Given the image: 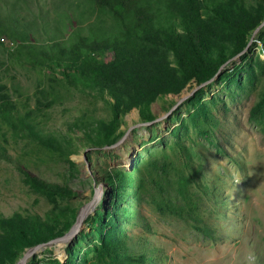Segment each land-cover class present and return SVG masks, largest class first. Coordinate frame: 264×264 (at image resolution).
<instances>
[{
  "label": "rangeland",
  "instance_id": "374dc122",
  "mask_svg": "<svg viewBox=\"0 0 264 264\" xmlns=\"http://www.w3.org/2000/svg\"><path fill=\"white\" fill-rule=\"evenodd\" d=\"M50 1L38 3L48 8ZM207 29L228 47L239 39L216 24ZM224 64L229 70L237 67L231 80L220 79L223 68L209 87L194 91L192 100L185 101L191 89L176 98H157L150 122H141L132 110L115 130L124 134L99 145L88 144L84 134L98 120L110 119L104 102L64 81L53 82L0 46V94L7 91L23 112L35 106L37 88L48 92L41 102L50 103L34 110L32 120L43 133L63 137L64 148L59 153L14 138L0 118V154L6 155L0 156V217L45 222L54 229L43 234L53 239L66 233L80 208L97 195L80 231L67 242L37 250L36 263L125 264V257L137 261L144 254V264H264V19L253 39ZM91 73L100 77L98 70ZM73 123H79L75 130ZM100 131L99 136L109 132ZM179 143L191 151L190 164ZM163 155L159 174L153 165ZM180 169L193 174L194 182L175 198ZM113 170L116 183L106 175ZM25 172L76 194L51 199L26 182ZM166 191L178 207L171 212L158 200ZM95 212L113 225L109 234L100 236V226L86 222ZM108 242L116 254L103 250ZM33 245L20 250L17 260ZM0 264H8V249L0 252Z\"/></svg>",
  "mask_w": 264,
  "mask_h": 264
},
{
  "label": "trees",
  "instance_id": "16d2710c",
  "mask_svg": "<svg viewBox=\"0 0 264 264\" xmlns=\"http://www.w3.org/2000/svg\"><path fill=\"white\" fill-rule=\"evenodd\" d=\"M263 19L264 0H51L48 8L38 0H0V46L12 59L24 58L31 68L43 72L53 82L64 81L68 87L102 100L111 117L98 120L91 130L85 127L84 138L88 144L106 145L124 134L123 130H115L132 110L137 111L141 122L153 121L151 106L157 98L174 97L212 78L224 62L253 39V32ZM207 24L235 33L238 41L229 47L217 42ZM41 31L46 32L48 40H43ZM94 70L99 71V78L92 76ZM223 71L220 79L231 80L237 67L229 70L226 66ZM47 93L37 88L35 106L22 112L18 101L4 91L0 94V118L13 130L14 138L29 139L49 151L63 153V137L43 133L32 120L34 110L50 103L41 102ZM193 98L191 95L185 101ZM73 126L71 129L75 130L79 123ZM102 127L109 130L107 136H99ZM178 148L184 151L185 164H190L191 151L180 143ZM159 162L154 163V170L164 166V155ZM179 173L173 189L175 198L184 196L194 182L193 174L186 175L183 169ZM106 175L109 182L119 181L115 170ZM25 180L51 199L76 194L27 172ZM142 185L145 184L141 182ZM167 192L158 200L163 209L171 212L176 205L167 194L164 196ZM86 222L98 224L100 236L113 228L99 212L90 214ZM0 227L4 230L0 232V252L8 249V264H14L20 250L27 246L47 242L52 237H45L43 231L54 229L45 222L25 220L20 215L0 217ZM110 243L103 247L106 253L115 252ZM123 261L144 264L146 257L140 254L137 261L133 257ZM27 264L53 263H36L31 257Z\"/></svg>",
  "mask_w": 264,
  "mask_h": 264
},
{
  "label": "water",
  "instance_id": "95a60500",
  "mask_svg": "<svg viewBox=\"0 0 264 264\" xmlns=\"http://www.w3.org/2000/svg\"><path fill=\"white\" fill-rule=\"evenodd\" d=\"M224 66H225V64L221 65V66L219 67L218 71L216 72V74H215L212 78H210L209 80H207V81L201 83L200 85H198L195 89H193V91H191L190 93H188V96H189L190 94L192 95V94L194 93V91L197 90L199 87L204 86V85H206L207 83H209L210 81L214 80V79L217 77V75L220 73V71L224 68ZM177 96H178V95H174L175 98H176ZM185 97H186V96H182V97L180 98V100L185 99ZM180 100H178V102H179ZM121 141H122V139H121L119 142H121ZM112 146H113V145H112ZM107 147H108V146H107ZM96 196H97V195L95 194V195L93 196V199H92L91 201L87 202L86 204H93V203H94V200L96 199ZM84 205H85V204H84ZM84 205H83V206H84ZM91 209H92V208H91ZM91 209H90V210H91ZM90 210H89V212H90ZM89 212H88V213H89ZM82 224H83V219L78 220V217H77L75 223L71 226V228H70L66 233H64L63 235L57 236V237H55V238H53V239H50V240L47 241V242L38 243V244H35V245H33V246L27 248V250L23 253V255L17 260L16 264H25V262H26L27 260H29L37 250L42 249V248L45 247V246L51 245L52 243L67 242L68 240L71 239V237H72L73 235H75L77 232L80 231V229H81V227H82Z\"/></svg>",
  "mask_w": 264,
  "mask_h": 264
},
{
  "label": "bare ground",
  "instance_id": "6f19581e",
  "mask_svg": "<svg viewBox=\"0 0 264 264\" xmlns=\"http://www.w3.org/2000/svg\"><path fill=\"white\" fill-rule=\"evenodd\" d=\"M125 161L127 162L128 159L126 158ZM93 207V204H85L84 206H82L79 210L78 213V220L80 219H85V217L87 216L89 210Z\"/></svg>",
  "mask_w": 264,
  "mask_h": 264
}]
</instances>
